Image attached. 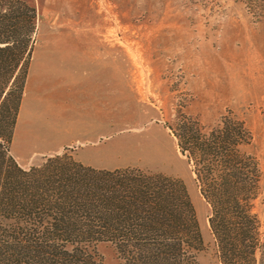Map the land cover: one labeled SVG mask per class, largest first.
I'll return each mask as SVG.
<instances>
[{
	"label": "rangeland",
	"instance_id": "374dc122",
	"mask_svg": "<svg viewBox=\"0 0 264 264\" xmlns=\"http://www.w3.org/2000/svg\"><path fill=\"white\" fill-rule=\"evenodd\" d=\"M20 1L35 9L32 67L8 153L22 167L64 154L181 181L201 236L196 263L218 264L207 204L169 127L184 117L204 129L241 121L261 215L264 0ZM93 251L98 264H123L111 243Z\"/></svg>",
	"mask_w": 264,
	"mask_h": 264
},
{
	"label": "trees",
	"instance_id": "16d2710c",
	"mask_svg": "<svg viewBox=\"0 0 264 264\" xmlns=\"http://www.w3.org/2000/svg\"><path fill=\"white\" fill-rule=\"evenodd\" d=\"M35 9L0 0V264H98L111 243L123 264H197L201 236L185 186L159 174L96 169L64 154L22 167L8 153L30 57ZM208 207L218 264H264L259 168L241 121L169 127Z\"/></svg>",
	"mask_w": 264,
	"mask_h": 264
},
{
	"label": "crops",
	"instance_id": "0c3cea01",
	"mask_svg": "<svg viewBox=\"0 0 264 264\" xmlns=\"http://www.w3.org/2000/svg\"><path fill=\"white\" fill-rule=\"evenodd\" d=\"M31 67H32V64H31V62L29 63V66H28V72H27V75H26V79H25V82H24V88H23V93H22V96H21V99H20V104H19V108H18V112H17V117H16V121H17V119H18V117H19V114H20V112H21V110H22V106H23V102H24V97H25V90H26V88H27V86H28V82H29V80H30V77H31ZM38 82H40V83H42L41 81H38ZM53 93V92H52ZM40 98V97H39ZM38 98V99H39ZM51 112V111H50ZM52 113H53V111H52ZM15 125H16V122H15ZM14 128H15V126H14ZM81 133V132H80ZM78 136H80L79 134H78ZM78 136H71L70 138H79ZM55 149V148H54ZM83 161V160H82ZM82 161H80L81 163H83ZM87 162V161H86Z\"/></svg>",
	"mask_w": 264,
	"mask_h": 264
}]
</instances>
